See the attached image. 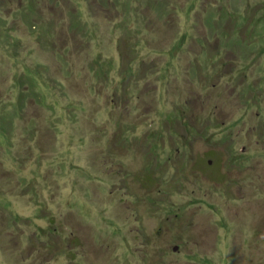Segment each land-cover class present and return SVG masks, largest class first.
<instances>
[{
	"label": "rangeland",
	"instance_id": "obj_1",
	"mask_svg": "<svg viewBox=\"0 0 264 264\" xmlns=\"http://www.w3.org/2000/svg\"><path fill=\"white\" fill-rule=\"evenodd\" d=\"M0 264H264V0H0Z\"/></svg>",
	"mask_w": 264,
	"mask_h": 264
}]
</instances>
